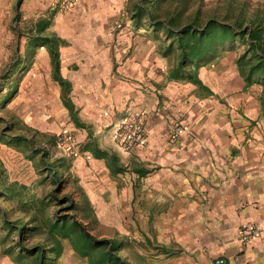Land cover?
Returning a JSON list of instances; mask_svg holds the SVG:
<instances>
[{"label":"crops","instance_id":"crops-1","mask_svg":"<svg viewBox=\"0 0 264 264\" xmlns=\"http://www.w3.org/2000/svg\"><path fill=\"white\" fill-rule=\"evenodd\" d=\"M58 1L0 0V75L14 62L9 93L0 88V121L10 125L0 152L33 161L30 132L66 131L80 151L62 165L87 196L101 191L109 220L128 221L129 231L141 222V232L169 248L164 256L175 253L172 264H264L262 75L247 78L244 53L231 48L181 62L179 27L157 6L165 0H79L67 9ZM129 111L144 113L147 137L125 153L113 136ZM172 119L183 126L175 142ZM18 186L0 179V197ZM5 215L0 204V232ZM250 223L262 236L242 245L239 229ZM3 251L0 239V264H17Z\"/></svg>","mask_w":264,"mask_h":264},{"label":"rangeland","instance_id":"rangeland-1","mask_svg":"<svg viewBox=\"0 0 264 264\" xmlns=\"http://www.w3.org/2000/svg\"><path fill=\"white\" fill-rule=\"evenodd\" d=\"M58 5L60 9H67L61 7L60 0ZM157 6L164 14V20L169 17L174 19L175 29L189 24L192 30L200 31L210 23L208 35L211 55H218L229 48L237 54L242 52L245 56L240 58L242 55H239V64L245 71L258 62L256 54L248 50L245 42L246 39L249 41L250 30H254L260 37V47L264 49V2L165 0ZM221 24L249 33L234 36L231 32H223ZM231 34L234 38L228 40ZM190 35L197 37L199 34L191 32ZM176 55L175 50V60ZM13 63L9 62L0 75V88L4 96L9 93L13 82ZM21 67L18 64L17 69ZM256 79L263 82L264 76H256ZM9 127L7 120L0 121V133L6 132ZM18 129L15 127V132L21 133ZM61 134H68L71 138L66 139L65 136L58 140ZM29 135L32 152L37 155L35 160L30 161L23 154L11 156L5 147L0 152V179L14 178L20 183L16 188L17 193L0 197V204L6 211L4 227L0 232L5 259L17 264H98L101 261L100 255L112 245L114 250L110 252L117 255L119 260L105 264L175 262V256L171 257L175 253L168 252L170 255L164 256L169 248L166 245L161 247L154 234L147 236L141 232V222L132 221L133 229L129 231L128 221L120 219L116 223L109 220L107 205L98 203L101 191L94 190L93 195H86L87 189H84L79 179L72 176L65 162L62 165L63 159H71L80 151L79 143L71 134L60 131L53 135L44 136L32 132ZM15 208L17 211L14 212ZM133 232L134 235L131 234ZM64 233L66 237L62 236ZM84 236H88L90 241L87 238L84 240ZM81 251L88 255H81Z\"/></svg>","mask_w":264,"mask_h":264},{"label":"trees","instance_id":"trees-1","mask_svg":"<svg viewBox=\"0 0 264 264\" xmlns=\"http://www.w3.org/2000/svg\"><path fill=\"white\" fill-rule=\"evenodd\" d=\"M210 27H211L210 23H207L204 26V28L201 29L200 31H197L195 29L192 30L189 24H186L185 26H182L181 28L179 27V30H177V35L180 37V41L182 43L181 44V47L183 48L182 56L184 57L182 58L181 62L185 59H189L191 60V62H193L196 65L199 63L198 62L199 60L201 61L203 59V58L201 59L200 56H202L204 51H206V53L211 52V47H210L211 41L208 35V29H210ZM220 27L224 30L223 32H231L232 34H234V36L249 33L247 30L246 31L245 30L236 31L235 28L231 26H227L225 24H221ZM191 32H194V33L197 32V34L199 35L197 37H194L190 35ZM232 34L230 37L227 38L228 40H231L234 38ZM183 37H186V39H183ZM259 40H260V37L257 35V33L254 30H250L249 41H247L246 39L245 43L248 45L249 51L251 50L254 51V53L256 54L258 58V62L255 65H252L247 70L248 71L247 78H251L255 71H258L262 76H264V49L260 47ZM48 47H49V52L51 55V60L53 63V69H54L56 78L59 81V83L63 86V89H64L67 87V83L63 81L62 78L59 77L58 75V65H59L58 47L59 46H58L57 41L55 39H53V41L51 40V42L48 43ZM244 56L242 55L241 58ZM62 236L66 237L67 235L64 233L62 234ZM87 237L84 236L83 237L84 240H87L88 239ZM88 240L90 241V239ZM88 246H91V245H88ZM110 250L111 251L114 250L112 245H110L108 251L100 255L101 261H99L98 264H102L103 262L105 264V262H110L112 260L114 261L119 260V257L115 255L114 253L110 252ZM80 254L84 256L88 255L87 253L83 251H81ZM121 264H127V263L122 262Z\"/></svg>","mask_w":264,"mask_h":264},{"label":"built area","instance_id":"built-area-1","mask_svg":"<svg viewBox=\"0 0 264 264\" xmlns=\"http://www.w3.org/2000/svg\"><path fill=\"white\" fill-rule=\"evenodd\" d=\"M79 0H60L63 8L72 7ZM183 126L180 120H170L168 135L172 142L177 141ZM70 139V135H65ZM64 134L58 135L57 139L65 138ZM114 141L117 146L125 153H131L139 146L144 145L147 137L146 116L144 113L129 111L124 118L116 125ZM241 242L244 245L251 243L255 238L262 236V230L258 225L250 223L239 229ZM227 260L223 257L216 258L214 264H226Z\"/></svg>","mask_w":264,"mask_h":264}]
</instances>
